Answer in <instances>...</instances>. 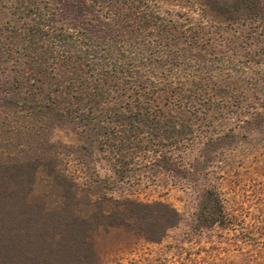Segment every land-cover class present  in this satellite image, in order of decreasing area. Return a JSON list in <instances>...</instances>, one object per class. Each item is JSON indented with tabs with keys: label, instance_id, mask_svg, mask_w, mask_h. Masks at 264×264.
I'll list each match as a JSON object with an SVG mask.
<instances>
[{
	"label": "trees",
	"instance_id": "obj_1",
	"mask_svg": "<svg viewBox=\"0 0 264 264\" xmlns=\"http://www.w3.org/2000/svg\"><path fill=\"white\" fill-rule=\"evenodd\" d=\"M259 144L264 0H0V264H101L102 230L159 243L180 212L109 192L136 158L197 181ZM96 155L114 181L68 167ZM229 222L206 186L194 228Z\"/></svg>",
	"mask_w": 264,
	"mask_h": 264
},
{
	"label": "rangeland",
	"instance_id": "obj_2",
	"mask_svg": "<svg viewBox=\"0 0 264 264\" xmlns=\"http://www.w3.org/2000/svg\"><path fill=\"white\" fill-rule=\"evenodd\" d=\"M164 6L171 8L172 3L165 2ZM55 138L64 143L78 142L71 130H57ZM196 144L183 151L186 163L198 158ZM249 147L223 156L202 171L197 181L159 172L146 159L136 158L130 177L113 185L109 192L143 202L169 203L182 220L159 243L120 229L98 232L95 245L101 264H264V144ZM68 167L81 180H115L110 163L102 155L85 164L76 160ZM210 184L219 189L230 222L224 228L199 231L194 228L199 196Z\"/></svg>",
	"mask_w": 264,
	"mask_h": 264
}]
</instances>
